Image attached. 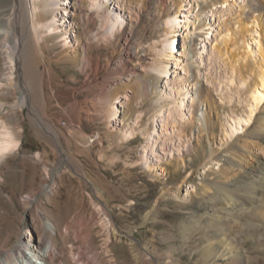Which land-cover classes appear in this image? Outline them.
<instances>
[{
  "label": "rangeland",
  "instance_id": "rangeland-1",
  "mask_svg": "<svg viewBox=\"0 0 264 264\" xmlns=\"http://www.w3.org/2000/svg\"><path fill=\"white\" fill-rule=\"evenodd\" d=\"M119 1L123 27L105 36L104 26L87 7V0H69L65 11L70 15L64 21L67 46L63 41L50 45L45 40L35 47L24 41L19 54L13 56L10 88L8 58L0 35V115L20 140L19 147L0 160V248H10L18 240L27 242L37 234L39 222L50 219L57 231L56 254L50 264L224 262L213 261L223 248L222 236L215 224L207 226L206 211L221 206L218 199H208L214 193L211 182H226L235 188L248 184L253 173H264V120L258 118V111L232 138L224 139L219 122L214 124L215 111L222 120L246 111L244 93L235 92L230 67L239 50L234 34L237 25L233 24L237 19L234 13L223 16L226 41H221L215 36L220 26L215 13L219 3L215 4L206 52L194 55L188 71L172 62L166 79H153L152 42L162 38L163 20L175 10V0ZM232 1L244 5L248 0ZM208 3L210 0H185L179 14L182 23L187 15L192 21L197 8ZM14 4L15 0H0V33L12 23L9 17L15 13ZM190 7L194 11L187 12ZM256 24L247 38L259 60L255 41L264 46V16ZM181 27L176 35L177 55L185 32ZM195 37L186 39L190 56ZM203 45L199 42L195 47L201 52ZM212 45L220 54L215 52L210 61L206 54ZM75 52L83 55V65L64 57ZM28 67L35 71L34 86ZM197 67L198 79L208 87L207 101L194 93ZM181 78L190 84L194 101L188 103L193 104L188 112L184 107V115L167 118V103L175 96ZM21 99L24 103L18 105ZM109 100L115 102L116 117H105ZM202 112H206L207 122ZM39 115L44 119L37 120ZM125 126L132 133L120 140L118 133ZM253 126L261 129L256 133L260 137L249 131ZM148 140L154 144L153 170L140 161ZM233 140L247 152L229 153L227 144ZM218 154L232 157V171L215 173L218 162L213 158ZM172 191L182 197L172 198ZM222 214L227 219L223 221L224 238L242 250L243 264H264V223L254 209L226 206ZM104 220L127 239H115ZM195 221L197 228L193 229ZM209 248L214 250L211 256L207 255Z\"/></svg>",
  "mask_w": 264,
  "mask_h": 264
},
{
  "label": "bare ground",
  "instance_id": "bare-ground-1",
  "mask_svg": "<svg viewBox=\"0 0 264 264\" xmlns=\"http://www.w3.org/2000/svg\"><path fill=\"white\" fill-rule=\"evenodd\" d=\"M26 1L28 2L30 8L26 7V4L24 5L23 0H15V4L12 6L15 10V13L12 15V17H9V20L13 19L12 23H10L9 21V23L11 24L10 26H7L5 24L6 26H3L2 32L0 33L2 38V46L6 50L9 64L7 67L9 69L7 73L8 75H6L9 88L11 87L10 85H12L13 79V56L19 54L24 41H29L35 47H39L45 40L48 41L50 45H54L59 41H63V43L61 44L66 46L68 41V32L64 28V21L70 15V13L65 11L66 7L70 6L69 0ZM184 1L185 0H175L173 2L175 10L169 13L163 20L164 33L162 35V38L152 42L151 47L153 49L152 54L154 59L151 66L154 70V74L151 77H153V79H166L169 74V65L172 62L184 66V70H187L186 67L194 62L193 57L195 54L200 55L206 52V47L204 48V46L208 41H210L211 38L209 33L212 31V24H214V22H212L213 18H210L214 16L215 10L213 9V6L215 4L219 3V7H216L217 10L215 13H218V15L216 14V18L217 24L220 25L217 28L215 26V36L219 37L221 41H226L224 39V36L222 35L223 28L226 29V27H223L222 25L224 23L222 21L224 20L223 16H226L228 14L230 16V13H234V19H237L233 23L237 25L236 28H234V34L236 38L235 43L239 50L234 63H231L230 67L232 72L234 73L233 77L236 80V86L234 87L235 92L244 93L243 105L246 107V111H243L245 115L237 114L233 119L230 120H222L218 115L219 113L215 111L214 121V124H216V122H219L220 130L224 139L232 138L236 131L240 129L244 121H250L254 118V114L256 111H258L260 115L258 118L264 120V46L260 45L259 40L255 41L256 52L257 55H259V60H256V58H254L253 52L249 48L247 38L248 35H251V29L254 26L253 24L257 25L256 21L259 19L262 20V17L264 16V14H262V9L264 8V0H248L247 4L244 5L238 1H232V3H230V0H210V3H208L207 5L197 8L192 21L188 20L187 15L183 18L184 21L182 23L179 14L181 13L184 6ZM119 2V0H87L86 2L87 7L93 10L95 14H97L96 16L100 18V24L101 26H104L103 32L105 36L113 35L114 33L116 34V32H119L123 27V15L121 12L122 6ZM235 7H237V10L235 9ZM192 11H194V8L190 7L187 12ZM230 22L231 20H229L228 23ZM228 23L226 21V25ZM17 24H19V26ZM189 24L192 25L191 30H188ZM181 26H183L185 32L183 33L182 50L180 51L179 55H177L176 35ZM196 29H201L202 33H197ZM253 32L257 33L255 30H253ZM194 35L196 37L194 39V46L192 47V55L190 56V46L186 42V39H193L192 37ZM199 42L204 43L201 52H199L195 47V45H197ZM8 50H10V52ZM215 52H217V50L212 45V47L210 48V52L206 54L208 60L210 59V61H212V56ZM217 54H220V51H218ZM64 57L73 59L75 62H77V64L83 65L84 60L81 53L76 54L75 52L72 54H66ZM180 57L183 59H180ZM26 70L28 74L32 76L31 82L34 86V84L36 83L35 79L33 78V74L35 71L34 69L33 71L30 70L29 67ZM198 70L199 67H197L193 72V79L195 80L194 84H197V88L194 90V93L197 98L201 97V101L202 98L203 100L207 101L209 95L208 87L203 85L198 79V77L200 76ZM178 82V89L176 91L174 90L176 97L174 96L173 99L167 103V118H173V116L178 113H181V116L184 115L182 112V110H184V107H186L185 109H187L188 112L189 106H192L193 104V102H188L190 101V99L191 101H194V96L192 95V93H190V84H187L184 78H181ZM260 88L261 91H259ZM158 95L159 98H162L164 96L162 92L158 93ZM20 101L21 102L18 105L24 103L23 99H21ZM2 106L3 104L0 103V107ZM220 106L223 107L224 105ZM104 112L105 117H116L117 109L115 106V102L109 100L108 106H106ZM201 114L203 116V120L207 122L208 116L206 112H202ZM38 117L40 118H37V120L41 121L44 119V117H41L40 115ZM209 120H211L210 116ZM249 131L251 133H255L257 137H260L259 134H256L258 133L257 131H261L260 128L253 126L251 127V129H249ZM52 132L53 134H56L55 131L52 130ZM131 133L132 129H129L128 126H125L119 131L118 138L120 140H126L131 135ZM19 145L20 140L18 138V135L16 134L14 129L9 126L4 115H0V160L4 159L7 155L14 152L19 147ZM227 146L229 149V153H236L238 150L243 153L247 152L246 147H244L243 145H238L236 140L231 141L227 144ZM153 149L154 144L150 143L148 140V142H146V144L144 145L143 153H141L140 155V161L149 170L155 169L154 165H152L150 162L151 156L154 155V153H152ZM261 150L263 151L264 147H261ZM213 159L218 163H220L221 160L223 161L220 163L222 165L215 163L217 165V168L216 170H213L215 171V173H217V175H223L227 171H232L230 163H232L233 161L232 157H230L229 155L224 156L222 154H218L215 155ZM241 168L243 167L241 166L240 170H242ZM250 179L251 180L250 182L248 181V184L235 188H230L229 184L226 182H211V188L214 193L213 195H209L208 199H218L217 201L221 204V209L211 208L206 211L207 226L215 224L217 226L216 230L218 234L222 236L220 239V243L223 248L219 253L215 254L213 261L224 259V262L216 261L213 264H243L242 261L244 260L242 250L235 244L227 241L224 238L226 228L223 226V221L227 219L226 215L222 214V210L226 208V206H232L233 208L254 209L255 214H257V216L261 219V223H264V205L261 204V202L264 201V199H262L264 196V173H253ZM170 196L172 198L182 197L177 191H172L170 193ZM104 224L112 233V236L115 239H127V237L121 234L117 229H115L114 227L112 228L109 225L110 223L108 224V221L104 220ZM196 226L197 222L195 221L192 224L193 229L197 228ZM56 236L57 231L55 223L52 220L46 219L44 221H40L37 234L35 236L31 235V238L27 242L18 240L10 248H0V264H40L41 261L43 264H50V260L56 254ZM207 253L208 256H211L214 253V250L212 248H209ZM18 257H21L22 260L19 261Z\"/></svg>",
  "mask_w": 264,
  "mask_h": 264
}]
</instances>
